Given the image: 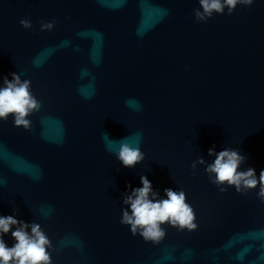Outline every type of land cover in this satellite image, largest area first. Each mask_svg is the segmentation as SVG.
<instances>
[{"label":"water","instance_id":"obj_1","mask_svg":"<svg viewBox=\"0 0 264 264\" xmlns=\"http://www.w3.org/2000/svg\"><path fill=\"white\" fill-rule=\"evenodd\" d=\"M198 7L0 0V83L20 73L42 104L31 131L0 121V215L41 223L54 264H264L258 189L221 192L204 166L191 167L200 156L211 162L215 145L239 148L257 176L264 169V0L206 23ZM41 21L56 27L42 32ZM103 131L115 141L142 133L145 160L124 167ZM142 175L162 196L184 190L198 228L167 227L159 244L132 235L120 223L122 195Z\"/></svg>","mask_w":264,"mask_h":264},{"label":"clouds","instance_id":"obj_2","mask_svg":"<svg viewBox=\"0 0 264 264\" xmlns=\"http://www.w3.org/2000/svg\"><path fill=\"white\" fill-rule=\"evenodd\" d=\"M255 3L256 0H199L200 7L195 9L194 16L197 21L206 23L216 14L224 15L227 10V14L232 15L239 6L250 7ZM20 24L25 30L33 28L30 19H22ZM55 27V21L40 22L42 32L53 31ZM10 76L11 79L4 76L0 83V121L6 122L11 116L14 127L31 131L30 117L41 111L42 104L32 91L30 79H22L21 74L15 72L10 73ZM125 105L134 111L140 110L139 101L125 100ZM132 135L136 137L135 140H129L127 136L115 141L106 132L101 133L106 147L119 143V149L114 155L127 168H135L146 158L140 147L142 133ZM208 155L214 157L211 162L200 156L192 163V169L204 166L210 182L221 192L231 187L241 194L258 189L257 198L264 203V169L259 176L253 167L244 169L248 157L239 148L225 147L217 151L213 145ZM6 183V179L0 178V187ZM140 183L142 186L135 188L129 184L127 187L130 191L122 195L124 207L120 223L128 226L132 235L142 237L145 242L159 244L166 237L167 227L189 231L198 228L195 210L188 202L184 190L166 188L162 196L147 175L140 177ZM51 211L49 207L47 214L50 215ZM18 217L19 212L0 215V264H54L53 253L56 247L42 224L37 221L29 223ZM6 235L14 240L12 246L5 240Z\"/></svg>","mask_w":264,"mask_h":264}]
</instances>
